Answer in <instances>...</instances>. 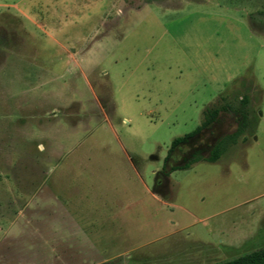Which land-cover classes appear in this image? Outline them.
Segmentation results:
<instances>
[{"label":"rangeland","instance_id":"1","mask_svg":"<svg viewBox=\"0 0 264 264\" xmlns=\"http://www.w3.org/2000/svg\"><path fill=\"white\" fill-rule=\"evenodd\" d=\"M252 10L264 31V0H0V264H216L264 248V120L219 162L168 173L238 130L244 96L253 121L264 111ZM239 68L246 84L218 97ZM219 102L232 109L163 169Z\"/></svg>","mask_w":264,"mask_h":264},{"label":"trees","instance_id":"2","mask_svg":"<svg viewBox=\"0 0 264 264\" xmlns=\"http://www.w3.org/2000/svg\"><path fill=\"white\" fill-rule=\"evenodd\" d=\"M243 81L242 84H246L247 77H242ZM241 79V80H242ZM254 84V82H253ZM224 99V98H223ZM250 101L249 96H244L241 103V109L237 110V113H239L242 117L241 122L239 124L238 130L226 136L224 139L219 140L215 146L211 149L208 156H203L200 153H194L188 160H186L184 163L180 165H174L170 168V171L168 173H173L175 171L179 170H190L194 165L200 163V162H208V163H217L219 162L222 157L227 152L230 144L237 143L238 139L240 137H244V139L247 137L246 130L250 128V135L254 136L257 131V125L258 120H252L250 117V114L243 111V108H245ZM230 109H232L229 105L226 103H217L213 107H208L203 113V121L201 125L194 130L191 133H188L182 137L175 138L172 141V144L170 146V149L168 151L167 157L164 160V166L163 169L166 168L167 163L172 155V153L181 147L182 145L188 144L192 139L200 135L204 130H210L213 125L218 121L220 115L223 112H227ZM216 264H264V248L254 251L252 253L243 255L237 259L230 260V261H224Z\"/></svg>","mask_w":264,"mask_h":264},{"label":"crops","instance_id":"3","mask_svg":"<svg viewBox=\"0 0 264 264\" xmlns=\"http://www.w3.org/2000/svg\"><path fill=\"white\" fill-rule=\"evenodd\" d=\"M112 1H114L116 4H118L119 5V7L120 8H125V7H128L130 10H136V11H140V9H142V8H144L145 7V5H146V3H150V2H159L160 0H147V1H145V3H143V2H138V3H131V2H126L125 0H112ZM136 1V0H135ZM139 1V0H138ZM169 1V0H168ZM179 1H182V2H185V1H189V0H179ZM253 5V4H252ZM251 8H254V7H251ZM249 10V9H248ZM255 13V11L254 10H252V13H250L249 12V22H250V25H251V28H250V30L253 32V33H260V32H264V31H257V29L254 27V21H253V16H251L252 14H254ZM18 17H20V16H18ZM21 18V17H20ZM210 72V71H209ZM242 73V69L241 68H239L238 69V71L237 72H235V73H233V74H231V75H228V77L226 78V79H224V81H222L223 82V84H224V88H225V90H224V92L222 93V94H220L218 97H220L221 95H223L224 93H225V91H226V89L228 88V86H230L232 83H234V82H236V81H238V80H240V79H242V77H244L243 76V74H241L240 76H238V77H235L236 76V74H239V73ZM105 75H107V74H105ZM209 76H208V78H206V79H208V81L209 82H212V81H214V82H216V78H215V75H211V73L210 74H208ZM224 88H222V89H224ZM260 92H261V97H262V99H263V90L260 88ZM262 101V100H261ZM206 110V109H205ZM262 120H264V111H262L261 110V108H260V110H259V118H258V125H257V131H258V133H259V131H260V129H261V124H262ZM257 133V132H256ZM255 136V135H254ZM254 136H253V138H252V142H253V139H254ZM230 246V248L231 247H233V243L232 244H230L229 245ZM234 247H236V246H234Z\"/></svg>","mask_w":264,"mask_h":264}]
</instances>
